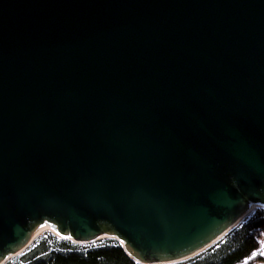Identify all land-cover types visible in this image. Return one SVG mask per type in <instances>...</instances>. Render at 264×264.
<instances>
[{"label":"water","instance_id":"1","mask_svg":"<svg viewBox=\"0 0 264 264\" xmlns=\"http://www.w3.org/2000/svg\"><path fill=\"white\" fill-rule=\"evenodd\" d=\"M264 211V0H0V264L48 227L175 264Z\"/></svg>","mask_w":264,"mask_h":264},{"label":"trees","instance_id":"2","mask_svg":"<svg viewBox=\"0 0 264 264\" xmlns=\"http://www.w3.org/2000/svg\"><path fill=\"white\" fill-rule=\"evenodd\" d=\"M264 263V211L242 219L217 242L196 256L175 264ZM4 264H137L114 239L88 245L62 240L49 232L39 235L20 255Z\"/></svg>","mask_w":264,"mask_h":264},{"label":"bare ground","instance_id":"3","mask_svg":"<svg viewBox=\"0 0 264 264\" xmlns=\"http://www.w3.org/2000/svg\"><path fill=\"white\" fill-rule=\"evenodd\" d=\"M252 211H253V210H251V211L249 212V214L252 213ZM44 232H51V231H50V229L46 226V227L40 229V230L37 232V236L40 235V234H42V233H44ZM51 233H52V232H51ZM52 234H54V233H52Z\"/></svg>","mask_w":264,"mask_h":264},{"label":"rangeland","instance_id":"4","mask_svg":"<svg viewBox=\"0 0 264 264\" xmlns=\"http://www.w3.org/2000/svg\"><path fill=\"white\" fill-rule=\"evenodd\" d=\"M252 213H254V212H252ZM252 213H250V214H248L247 216H249V215H251ZM246 216V217H247ZM44 233H46V232H44ZM43 234V233H42ZM41 235V234H40ZM57 238V237H56ZM104 240V239H103ZM97 242H99V241H97ZM96 243V242H95ZM93 244V243H92ZM256 264H264V263H256Z\"/></svg>","mask_w":264,"mask_h":264}]
</instances>
